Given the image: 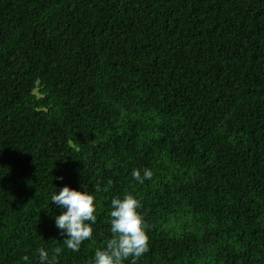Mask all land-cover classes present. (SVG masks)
Instances as JSON below:
<instances>
[{
	"label": "trees",
	"instance_id": "trees-1",
	"mask_svg": "<svg viewBox=\"0 0 264 264\" xmlns=\"http://www.w3.org/2000/svg\"><path fill=\"white\" fill-rule=\"evenodd\" d=\"M65 185L95 195L78 252ZM126 193L136 264H264V0H0V264H90Z\"/></svg>",
	"mask_w": 264,
	"mask_h": 264
},
{
	"label": "clouds",
	"instance_id": "clouds-1",
	"mask_svg": "<svg viewBox=\"0 0 264 264\" xmlns=\"http://www.w3.org/2000/svg\"><path fill=\"white\" fill-rule=\"evenodd\" d=\"M132 177L143 184L145 179H151L153 172L145 168L143 175L139 168L134 169ZM63 179V177H59ZM99 190V188H97ZM95 195L87 190H78L65 185L58 192L51 195V204L63 209L55 217V225L61 235H66L63 240L68 249L78 252L85 240H91L94 234L93 225L96 223ZM141 200L132 193H126L123 198L116 197L111 201L110 231L111 238L106 245L95 250L94 259L90 264H125L131 258L136 264L144 254L149 251L150 236L149 225L140 212ZM62 249L56 247L49 250L41 247L37 250L39 264H58L57 257ZM29 257L25 255L23 260Z\"/></svg>",
	"mask_w": 264,
	"mask_h": 264
}]
</instances>
